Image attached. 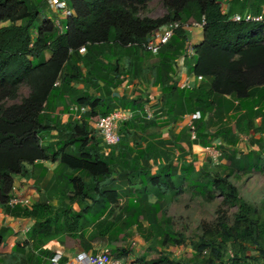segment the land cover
Returning <instances> with one entry per match:
<instances>
[{
  "label": "trees",
  "instance_id": "trees-1",
  "mask_svg": "<svg viewBox=\"0 0 264 264\" xmlns=\"http://www.w3.org/2000/svg\"><path fill=\"white\" fill-rule=\"evenodd\" d=\"M151 1L65 0L74 15L54 24L46 18V0H0V208H8L14 179L29 177L28 166L57 164L44 191L56 205L43 201L15 213L34 221L25 244L11 247L9 254L25 257V263L15 264H49L54 254L42 248L54 240L63 249L92 254V242L105 240L108 256H125L123 244L132 234L148 243L136 264H264V209L257 214L228 181L253 173L264 147L238 159L233 152L222 154L226 163L212 169H196L195 160H186L192 146L210 148L217 139L236 146L230 128L209 132L208 116L221 117L232 108L225 97L247 103L251 118L260 115L264 124V98L251 94L264 87V0H232L262 18L248 23L233 22L232 10L223 13L217 0H162L164 17L139 18L138 8ZM200 18L202 39L188 59V74L203 82L180 88L175 67L187 32L178 29L155 55L145 48L147 37L168 23L190 26ZM135 81L158 88V97L113 95L124 82ZM22 85L27 97L6 106ZM70 105L86 109L78 121ZM114 111L131 117L117 131L119 142L106 147L91 124ZM195 113L200 119L191 123L194 140L189 128L172 132L181 118ZM153 129L158 131L148 133ZM184 190L206 203L219 193L237 212L231 226L220 220L191 242V258L182 261L167 252L185 239L165 214ZM6 232L0 229V249Z\"/></svg>",
  "mask_w": 264,
  "mask_h": 264
},
{
  "label": "crops",
  "instance_id": "crops-1",
  "mask_svg": "<svg viewBox=\"0 0 264 264\" xmlns=\"http://www.w3.org/2000/svg\"><path fill=\"white\" fill-rule=\"evenodd\" d=\"M222 7L223 13H227L230 10H232V15H243L245 13H249V9L245 11H241L239 7H236V5H232V0H217ZM189 42L191 39V32H187ZM200 39V38H199ZM188 58L180 57L176 61V67H175V75L176 79L175 82L178 83V85L183 84L184 82H189L190 86L197 84L195 81V77L193 75L188 74V66L186 65ZM180 87V86H179ZM154 92L157 93L156 98L159 94V89L154 88ZM252 95H256L257 97H263L264 98V87L263 88H257L251 90ZM224 102L232 106V108L227 112V114H224L221 117H216L215 114L212 112L208 118L211 122V126L209 125V132L213 133L218 128H230L233 131V136L236 137V146H229L225 144L221 139H217L212 143V147L210 148H201L199 146H192L191 152L186 157V160H195V163L197 160H199L198 166L200 167H206V168H213V166H218L221 164V166L226 163L225 159L222 158L223 155H231V152L235 154V158L238 159L239 156L237 154L246 155L248 153H239L240 150L246 151L248 149L246 147L245 141H250L251 144L256 145L259 148V144H261L264 147V135L258 134L257 137L254 136V129H263L264 130V124H262L260 115L258 118L253 115V118H251L250 113L248 112L247 103L238 104V102L233 101L229 99V97L224 98ZM238 108V111L236 110ZM220 109V103L218 110ZM253 112L256 113V108H253ZM258 112V111H257ZM264 112V110H263ZM220 118V119H219ZM207 119V116L204 118V120ZM193 119L192 116H187L184 118H181L177 124L175 125V128L172 130L174 134L179 133L182 129L188 128V125L192 123ZM236 127V129H235ZM163 136L166 137L167 131L163 130ZM165 133V134H164ZM242 137L244 138V141L242 140ZM219 144V145H217ZM249 146V145H248ZM185 151H187L185 145L182 146ZM218 147V148H217ZM240 147L242 149H240ZM250 147V146H249ZM230 149V151L227 150ZM258 150V149H257ZM253 147H250L248 151L246 152H254ZM174 156H177V153H174ZM222 158V160H221ZM201 160V162H200ZM57 167V164H52L49 162H41L34 164L33 166H28L27 169L29 171V177L28 178H21L16 177L14 179L13 183V190L10 195V199H15L18 201V204L15 205V208L12 210L11 208H7L4 212V217L2 216V210H0V229H6L5 233V242L7 244V247L5 248L4 253L6 255L9 254L11 247L15 244H19L22 246L25 243H20L22 240V235L20 232H23L24 239H26V233L30 230L32 227L34 221L31 219H24L20 216L15 215L19 214V210L21 208H27L35 205L38 202H49L50 205L55 206L56 200H49L48 195L45 194V189L49 186V181L54 176L55 169ZM199 168V167H198ZM196 168V169H198ZM37 170V171H36ZM156 170V168L152 169V172ZM34 177L37 180H34ZM111 183H114V186H116L117 181L116 177L113 176V179ZM58 197V196H57ZM153 198H150V200ZM151 200V202H153ZM123 201L121 200L119 204L115 207H113L114 215H117L121 209H122ZM117 208V209H116ZM15 224V225H14ZM89 230V229H88ZM87 230V231H88ZM134 232V230H132ZM88 233V232H87ZM30 242L27 244V247L29 248ZM93 249L96 253L106 252V241L105 240H95L92 242ZM43 250H49L52 251V253L58 254L61 256L62 261L72 260L77 255L84 253L81 249H72L67 250L63 249L60 244L57 241H51L47 243L43 248ZM91 252H88L90 254ZM92 254V253H91ZM5 256V255H2Z\"/></svg>",
  "mask_w": 264,
  "mask_h": 264
},
{
  "label": "rangeland",
  "instance_id": "rangeland-1",
  "mask_svg": "<svg viewBox=\"0 0 264 264\" xmlns=\"http://www.w3.org/2000/svg\"><path fill=\"white\" fill-rule=\"evenodd\" d=\"M70 10V9H69ZM72 16L74 12L70 10ZM166 15V10L163 7L162 0H153L148 3L146 6L138 8L137 16L139 18H150V19H161ZM46 18L56 24L57 20L61 18L60 13L49 10L46 12ZM161 29V28H160ZM160 29L155 30L154 35L157 36ZM200 38V39H199ZM202 39V30L192 31L190 43L193 47L200 44ZM152 57V56H151ZM150 59H153L150 58ZM190 61L187 60L186 65H190ZM203 82V81H202ZM201 82V83H202ZM200 83V84H201ZM198 85V84H197ZM154 88L146 83L139 84L137 81L126 84L125 82L113 91L114 96L127 95V97L134 98V96L141 97L143 100L152 101L156 98L157 93L154 92ZM29 93L28 88L25 85H22L18 92V98L13 102H7L6 106L17 104L21 101L22 98L27 97ZM144 113L148 118L151 117V110L148 103L144 102ZM64 118V117H63ZM121 123H118V129ZM158 130L153 129L148 133H154ZM165 134V133H164ZM258 134L255 133L254 136L257 137ZM264 135V132H263ZM98 136V135H97ZM244 141V138L242 137ZM246 142V151L250 147H253L257 151L258 147L253 146L250 141ZM219 145V144H217ZM250 147H249V146ZM218 148V147H217ZM240 149H242L240 147ZM228 151L230 149L227 148ZM244 150H240L239 153H248ZM237 156L242 157L243 155L237 154ZM201 162V160H200ZM199 160L195 163V167L198 168ZM212 169V167L210 168ZM37 171V170H36ZM34 180H37L34 177ZM237 190L239 197L244 200L250 207L256 210L257 214L260 216L263 215L262 209H264V152L261 155V160L259 163L255 164V170L250 174L238 173L232 175L228 180ZM153 200V199H151ZM15 207V206H14ZM8 208H10L8 206ZM117 209V208H116ZM2 210V216L8 215L4 208ZM237 212L236 207H229L224 201L222 196L219 193H216V198L209 203L202 201L198 197H192L187 190H184V193L179 194L171 204L166 207V217H169L172 220V228L176 231L182 233L184 236L185 242L183 246L169 248L167 252L171 254V257L175 260H188L191 258V242H195L197 237L207 232L210 228L220 221H225L229 226L233 224V218ZM5 218V217H4ZM15 225V224H14ZM87 232V231H86ZM22 235V240L20 243H25L24 233L20 232ZM26 237V236H25ZM6 238V237H5ZM5 240V239H4ZM7 244L3 241V246L0 249V264H15V263H25V257L19 256L17 254H8L4 253ZM148 243H144L137 235L132 234V238L125 244H123V249L125 250L126 255H111L113 257H121L124 264H136V261L145 253ZM28 250V247H26ZM26 250V251H27ZM158 250V249H157ZM153 254V253H152ZM5 255V256H2Z\"/></svg>",
  "mask_w": 264,
  "mask_h": 264
},
{
  "label": "built area",
  "instance_id": "built-area-1",
  "mask_svg": "<svg viewBox=\"0 0 264 264\" xmlns=\"http://www.w3.org/2000/svg\"><path fill=\"white\" fill-rule=\"evenodd\" d=\"M49 9L60 13L61 17H71L72 13L66 6L65 0H46ZM231 20L236 23L241 22H261L262 18L261 16H252L250 13H245L243 15H234ZM57 24V22H56ZM204 26V20L203 18H200V20L193 22L190 26H182L179 22H171L167 25L163 26L157 36L154 35V33L148 35L147 37V43L145 45L146 50H148L152 55L157 54L159 49L166 45L169 40L172 38V36L175 34V32L183 28L186 32H191L194 30H201ZM63 31V30H61ZM79 54L83 55L85 52L84 48L79 49ZM194 47L191 45V43L188 41L185 46V50L182 52L181 56L184 58H192L194 56ZM176 79V75L174 77V80ZM195 81L197 84H200L203 79L201 76L195 77ZM57 85V83L55 84ZM180 88H188L190 87L189 82H184L183 84L179 85ZM69 111L73 118L75 120L80 119V115L86 111L85 108H79L75 105H70ZM130 114L127 112L122 111H114L108 116L100 117L98 121L94 124H91V127L98 132L100 135L103 144L106 145V147H111L116 145L119 142V135H118V123H122L127 121L130 118ZM193 120H199L200 114L195 113L192 116ZM188 128L190 130V138L191 140L195 139L194 135V129L193 125L190 123L188 125ZM16 204H18V201L15 199H10L8 206L10 208H13ZM61 256L58 254L53 255L49 259V264H124L122 259H116L113 257H110L107 255L106 252L96 253V254H88V253H81L77 255L72 260H67L65 262H61Z\"/></svg>",
  "mask_w": 264,
  "mask_h": 264
}]
</instances>
